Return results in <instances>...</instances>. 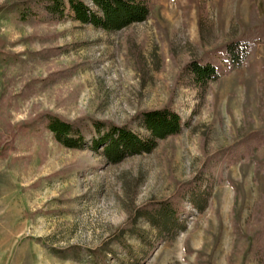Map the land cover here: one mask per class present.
<instances>
[{
    "label": "rangeland",
    "instance_id": "obj_1",
    "mask_svg": "<svg viewBox=\"0 0 264 264\" xmlns=\"http://www.w3.org/2000/svg\"><path fill=\"white\" fill-rule=\"evenodd\" d=\"M146 1L149 20L117 32L0 12V264H264V144L244 143L264 130V41L243 45L264 0ZM194 61L221 77L195 86ZM164 107L183 133L116 165L39 123L136 125ZM180 194L187 229L170 242L143 209Z\"/></svg>",
    "mask_w": 264,
    "mask_h": 264
},
{
    "label": "trees",
    "instance_id": "obj_2",
    "mask_svg": "<svg viewBox=\"0 0 264 264\" xmlns=\"http://www.w3.org/2000/svg\"><path fill=\"white\" fill-rule=\"evenodd\" d=\"M0 12L4 15L12 14L22 23L31 21L60 23L70 20L106 32H117L148 21L151 7L146 0H22L2 7ZM258 41H264V22L246 29L243 37L244 49H256ZM226 53L232 63L233 51L227 47ZM8 60L6 55L0 52V64ZM186 71L191 82L203 90L210 82L221 77L218 66L208 62H191L187 65ZM134 122L136 125L132 123L118 125L110 121L94 120L90 125H85L49 114L39 123L61 146L72 150H83L90 146L112 165L119 164L128 157L151 154L160 142L179 136L186 126L180 113L171 107L141 112ZM244 143L247 155L253 156L254 145L261 147L264 144V130L253 132ZM195 187L196 185L189 183L185 191L191 192ZM192 194L193 207L203 212L204 207L200 204L202 196L194 192ZM185 199L180 194L171 200L143 209V215L167 241L173 242L187 229L183 219L187 214L183 206ZM234 230L237 234L240 233L236 225Z\"/></svg>",
    "mask_w": 264,
    "mask_h": 264
}]
</instances>
